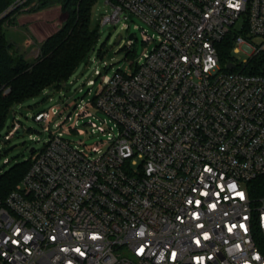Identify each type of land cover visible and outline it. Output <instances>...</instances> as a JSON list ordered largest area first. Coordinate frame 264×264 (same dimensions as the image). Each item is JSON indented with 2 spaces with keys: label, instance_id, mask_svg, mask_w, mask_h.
Returning a JSON list of instances; mask_svg holds the SVG:
<instances>
[{
  "label": "built area",
  "instance_id": "2783aa9c",
  "mask_svg": "<svg viewBox=\"0 0 264 264\" xmlns=\"http://www.w3.org/2000/svg\"><path fill=\"white\" fill-rule=\"evenodd\" d=\"M51 1L13 0L0 23ZM105 5L101 25L137 18L158 44L130 76H104L94 99L75 105L103 125L89 132L102 133L94 155L64 136L79 119L63 132L51 126L60 110L34 114L50 137L0 197V264H264V77L246 72L264 53V0ZM233 31V52L251 60L224 71L217 44ZM19 131L16 121L4 139Z\"/></svg>",
  "mask_w": 264,
  "mask_h": 264
},
{
  "label": "rangeland",
  "instance_id": "374dc122",
  "mask_svg": "<svg viewBox=\"0 0 264 264\" xmlns=\"http://www.w3.org/2000/svg\"><path fill=\"white\" fill-rule=\"evenodd\" d=\"M64 2L65 0H52L37 13L17 15L15 26H3L8 38L16 43L21 54H25L28 63L33 64L39 57L44 39L61 29L64 15L60 8ZM107 9L105 0H97L93 5L91 19L93 26L98 29V41L90 57L78 67L70 80L60 89H46L40 96L17 104L11 109L0 131V177L16 164L30 161L33 156L31 150H40L48 142L49 134L45 133L43 127L33 118L34 114L42 110L52 108L60 110L61 114L54 117L51 126L54 129L55 123H64V128L61 129L63 132L65 129L69 130L79 119L82 122L81 128L77 131L66 132L64 136L72 139L73 144L85 154H95L91 149L103 140L102 133L98 131L97 135L91 136L89 132L94 128L102 129L103 125L95 120H93V125H88L86 115H78L79 110L75 108V105L82 100L86 103L91 102L101 87L104 76L108 81L118 70L130 76L133 67L140 61L143 53L154 49L158 44V34L137 18H133V22L122 21L117 24L101 25L100 19L106 14ZM20 20H22L21 23H19ZM242 24L240 21L237 27H241ZM131 34L135 35L134 41L129 39ZM129 47L131 48L130 53H128ZM231 55L238 63L251 60L249 53L242 48L239 53L232 51ZM104 63L109 66V70H104L103 75L97 77L94 74V68L96 65L103 68ZM88 83L93 84L91 91L88 90ZM6 86L11 91L10 86ZM91 113L101 116V112L95 108L91 109ZM66 118H69L70 122H67ZM16 121L20 122L24 133L6 141L4 138L13 129ZM103 130L106 128L104 127ZM6 159L9 160L8 164H5Z\"/></svg>",
  "mask_w": 264,
  "mask_h": 264
},
{
  "label": "trees",
  "instance_id": "16d2710c",
  "mask_svg": "<svg viewBox=\"0 0 264 264\" xmlns=\"http://www.w3.org/2000/svg\"><path fill=\"white\" fill-rule=\"evenodd\" d=\"M96 1L65 0L61 8L64 15L62 27L44 39L40 55L33 64L27 62L25 54H21L16 43L8 38L3 22L0 23V75L2 82L11 88L7 95L0 94V131L15 105L40 96L46 89L62 88L78 67L90 57L99 37L98 29L93 26L91 19V9ZM12 2L13 0H0V15ZM236 36L233 31L217 44L224 71L234 61L231 54ZM246 72L264 77V53H259L249 62ZM29 168L30 161L16 164L3 174L0 177V197H6L15 189ZM259 181L264 183V177ZM262 251L264 253V241Z\"/></svg>",
  "mask_w": 264,
  "mask_h": 264
},
{
  "label": "water",
  "instance_id": "95a60500",
  "mask_svg": "<svg viewBox=\"0 0 264 264\" xmlns=\"http://www.w3.org/2000/svg\"><path fill=\"white\" fill-rule=\"evenodd\" d=\"M133 39H134V36L131 35V36H130V40H133ZM234 67H235L234 64H229V65L227 66V68H228L229 70L234 69ZM20 135H22V131H19V132L17 133V136H20ZM12 149H13V148H12ZM31 151L33 152L34 149H32Z\"/></svg>",
  "mask_w": 264,
  "mask_h": 264
}]
</instances>
